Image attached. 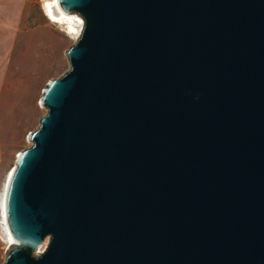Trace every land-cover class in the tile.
<instances>
[{
  "label": "water",
  "instance_id": "95a60500",
  "mask_svg": "<svg viewBox=\"0 0 264 264\" xmlns=\"http://www.w3.org/2000/svg\"><path fill=\"white\" fill-rule=\"evenodd\" d=\"M84 24L10 171L2 264H264V0H59Z\"/></svg>",
  "mask_w": 264,
  "mask_h": 264
},
{
  "label": "rangeland",
  "instance_id": "374dc122",
  "mask_svg": "<svg viewBox=\"0 0 264 264\" xmlns=\"http://www.w3.org/2000/svg\"><path fill=\"white\" fill-rule=\"evenodd\" d=\"M17 3V23L13 20L8 32L12 52L9 58L4 56L9 67L5 83L8 87L4 89L0 107V196L19 152L32 145L29 133L39 127L40 119L47 113L41 104L43 90L50 79L60 77L70 67L67 50L77 40L74 34L65 31L64 25L47 18L42 0H17ZM3 21L5 24L9 18ZM1 235L0 264L8 254Z\"/></svg>",
  "mask_w": 264,
  "mask_h": 264
},
{
  "label": "bare ground",
  "instance_id": "6f19581e",
  "mask_svg": "<svg viewBox=\"0 0 264 264\" xmlns=\"http://www.w3.org/2000/svg\"><path fill=\"white\" fill-rule=\"evenodd\" d=\"M45 4L50 5V10L52 14L51 17L48 14L49 9L45 7ZM42 8L45 15L51 22L64 25L65 31L67 33H70L72 35L74 34V36L78 38L84 24L82 17L77 14L65 12L59 3V0H42ZM52 17H55V20L52 19ZM11 170L12 167L6 175V179L0 196V232L5 239L2 237L1 234L0 235L3 241H6L9 246L16 244V240L14 239L9 230L5 213V191Z\"/></svg>",
  "mask_w": 264,
  "mask_h": 264
},
{
  "label": "crops",
  "instance_id": "0c3cea01",
  "mask_svg": "<svg viewBox=\"0 0 264 264\" xmlns=\"http://www.w3.org/2000/svg\"><path fill=\"white\" fill-rule=\"evenodd\" d=\"M13 7L15 8L14 11ZM17 7V0H0V107H2L4 89L8 87V84L5 83L9 62L8 59L4 61V56L9 58L12 52V41L9 38L8 32L11 31L10 27L13 20L14 23H17ZM5 17L9 18V21L4 24L3 20Z\"/></svg>",
  "mask_w": 264,
  "mask_h": 264
},
{
  "label": "snow or ice",
  "instance_id": "6c2138e0",
  "mask_svg": "<svg viewBox=\"0 0 264 264\" xmlns=\"http://www.w3.org/2000/svg\"><path fill=\"white\" fill-rule=\"evenodd\" d=\"M45 7L49 9L48 14H49V16L51 17L52 14H51V10H50V5L45 4ZM52 19L55 20V17H52Z\"/></svg>",
  "mask_w": 264,
  "mask_h": 264
},
{
  "label": "built area",
  "instance_id": "2783aa9c",
  "mask_svg": "<svg viewBox=\"0 0 264 264\" xmlns=\"http://www.w3.org/2000/svg\"><path fill=\"white\" fill-rule=\"evenodd\" d=\"M6 242V241H5ZM7 247L9 248L10 246L7 244Z\"/></svg>",
  "mask_w": 264,
  "mask_h": 264
}]
</instances>
